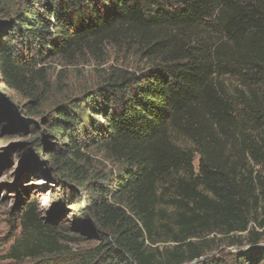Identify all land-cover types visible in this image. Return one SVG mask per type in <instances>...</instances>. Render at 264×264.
Instances as JSON below:
<instances>
[{
  "label": "trees",
  "instance_id": "1",
  "mask_svg": "<svg viewBox=\"0 0 264 264\" xmlns=\"http://www.w3.org/2000/svg\"><path fill=\"white\" fill-rule=\"evenodd\" d=\"M32 3L10 44H0L7 86H15L21 69L13 57L17 43L39 60L112 46L143 67L112 68L100 86L48 120L53 140L64 147L50 155L55 163L70 171L67 157L79 159L81 147H91L119 166L111 199L86 208L85 216L97 221L98 244L67 254L30 205L10 258L219 264L203 261L211 236L246 234L258 245L264 239V0ZM72 185L82 186L78 178ZM257 262L264 264V249L232 264Z\"/></svg>",
  "mask_w": 264,
  "mask_h": 264
},
{
  "label": "rangeland",
  "instance_id": "2",
  "mask_svg": "<svg viewBox=\"0 0 264 264\" xmlns=\"http://www.w3.org/2000/svg\"><path fill=\"white\" fill-rule=\"evenodd\" d=\"M35 1L0 0V44H10L17 19ZM12 50L21 67L15 86L4 84L0 72V264H46L51 257L10 258L13 247L24 237L28 207L34 205L39 221L55 229L67 254L84 252L100 239L97 221L92 213L85 216L86 208L94 201L111 199L119 171L117 164L91 147H81L79 159L67 157L74 164L70 171L67 164L55 163L50 155L64 147L53 140L48 120L58 109L100 86L112 68L137 69L143 64L132 53L112 46L94 55L85 51L70 58L45 56L41 60L20 43ZM75 178L81 182L80 188L72 185ZM95 187L103 193L93 192ZM246 236H211V249L203 261L232 264L240 254L251 257L264 249V239L254 246Z\"/></svg>",
  "mask_w": 264,
  "mask_h": 264
}]
</instances>
